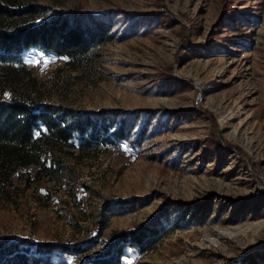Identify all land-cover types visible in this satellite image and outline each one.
Segmentation results:
<instances>
[{"label":"rangeland","instance_id":"rangeland-1","mask_svg":"<svg viewBox=\"0 0 264 264\" xmlns=\"http://www.w3.org/2000/svg\"><path fill=\"white\" fill-rule=\"evenodd\" d=\"M2 1L48 12L165 11L174 21L96 48L82 68L23 54L25 71L15 67L8 76L16 96L74 113L159 110L152 124L173 117L142 155L103 145L82 153L62 147L52 170L19 169L15 187L0 190V238L79 245L85 250L70 258L79 264L111 237L159 219L158 244L128 264H231L264 254V0ZM231 13L237 17L228 25ZM169 150V159L178 158L174 168L146 158ZM135 199L144 204L128 214L97 215L106 204Z\"/></svg>","mask_w":264,"mask_h":264},{"label":"trees","instance_id":"trees-1","mask_svg":"<svg viewBox=\"0 0 264 264\" xmlns=\"http://www.w3.org/2000/svg\"><path fill=\"white\" fill-rule=\"evenodd\" d=\"M39 14L45 15L40 22L25 20L27 15ZM236 17L227 14L228 25H233ZM22 19L25 21L19 22ZM160 20L174 21L165 11L139 14L120 10L93 14L82 9L48 12L37 4L15 8L0 0V190L6 193L15 187L21 176L19 169L34 166L39 173L58 166L57 148L82 153L103 145L124 152L127 157H136L143 154L145 143L165 132L173 117L171 114L165 121L152 124L159 110L102 109L74 113L60 106L32 102L23 94L16 96L8 79L16 74L15 67L25 71L22 56L26 52L62 58L73 68H82L90 63L96 48L137 34L147 35ZM171 153L169 150L146 158L174 168L178 158L169 159ZM136 203L144 204L136 199L106 204L97 215L128 214ZM170 209L182 210L177 205ZM194 218L197 223L202 222L197 215ZM100 229L101 226L99 232ZM163 229L160 220L155 219L151 224L122 232L111 237L96 256L85 258L79 264H128L126 259L131 255L141 256L151 251L160 241ZM99 232L89 244L97 242ZM84 250L79 245L61 241L38 242L7 235L0 238V264H70V258ZM231 264H264V254L248 253Z\"/></svg>","mask_w":264,"mask_h":264}]
</instances>
